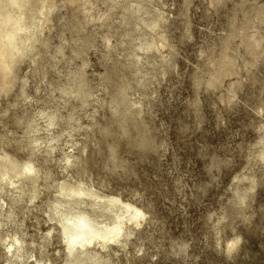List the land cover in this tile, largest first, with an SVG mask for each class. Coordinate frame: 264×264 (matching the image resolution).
Segmentation results:
<instances>
[{"label": "rangeland", "instance_id": "1", "mask_svg": "<svg viewBox=\"0 0 264 264\" xmlns=\"http://www.w3.org/2000/svg\"><path fill=\"white\" fill-rule=\"evenodd\" d=\"M133 1L58 0L41 37L47 45L24 72L26 87L0 97V147L36 160L22 99L57 116L50 135L70 132L80 142L73 181L147 214L114 264H264V0H141L144 9L132 15L125 8ZM160 39L159 51L145 50ZM78 71L83 107L58 91ZM113 98L125 101L118 112ZM59 164L50 165L42 199L56 194ZM39 206L25 219V239L37 243L47 233ZM15 211L12 230L26 212L23 201ZM231 242L237 246L228 252ZM48 246L59 264L58 238ZM0 264H7L1 246Z\"/></svg>", "mask_w": 264, "mask_h": 264}, {"label": "bare ground", "instance_id": "2", "mask_svg": "<svg viewBox=\"0 0 264 264\" xmlns=\"http://www.w3.org/2000/svg\"><path fill=\"white\" fill-rule=\"evenodd\" d=\"M76 1L91 4L89 0ZM75 2L67 0L70 4ZM58 8V0H0V97L6 96L19 84L23 90L28 78L24 72L31 68L27 64L37 63L35 61L41 52L38 51L39 46L47 45V40L44 38L42 40L41 37L50 27L52 15ZM143 9L141 0H134L131 7H126L125 11L133 15ZM121 24L127 25V19L123 18ZM161 40L150 43L144 49L158 50L159 47H163ZM81 45L86 46L84 42ZM80 55L81 52L74 51L75 58ZM228 62H225L226 65L232 67V62ZM23 67L26 68L22 69ZM228 73L225 72L227 75ZM78 74L79 71L71 73L73 80L58 91L61 98L75 95L79 107H83L88 105L87 91L81 78L74 79ZM109 77L105 79H110ZM220 79L212 77L208 82L220 83ZM21 95H24V91ZM27 99H22L23 106L29 107L28 120L26 119L29 131L26 138L29 150L36 160L31 158L18 160L4 150L3 145L4 149L0 147V246L4 249L5 262L54 264L55 260L48 258L47 247L53 239L58 238L63 247L62 253H58L59 264H114L112 258L121 251L128 250L131 239L146 223L147 214L121 197L99 193L93 185H89L82 178L73 181L74 177H70V174L80 173L75 169L79 158L76 151L80 150V142L75 140L70 132L63 139L50 135L51 129L57 125V116L46 114L44 110L39 111L38 108L36 110L35 103L27 102ZM118 99L113 98L110 102V108L114 112H118V106L121 105L119 103L125 102L123 98L119 101ZM66 120V124L69 125L73 116L69 115ZM120 128L121 134L128 130L124 117ZM77 129L81 127L78 126ZM44 133L45 138L42 137ZM68 145L70 147H67ZM64 146L67 148L64 149ZM260 158L264 162V152ZM38 160L42 164H37ZM56 161L60 162L58 169H61L59 174L62 178L55 180V196L42 199L41 196L51 187L53 180L50 165ZM22 201L26 212L18 220L17 229L12 230V223L17 218L15 209ZM39 203L44 207L42 214L47 219H44L47 223V233L41 236L37 243L25 239L28 235L25 219L27 220L34 209L40 207ZM236 246V242H231L226 248L229 252Z\"/></svg>", "mask_w": 264, "mask_h": 264}]
</instances>
